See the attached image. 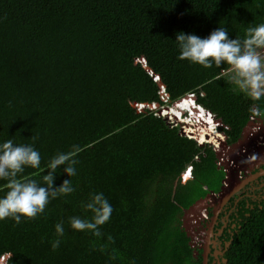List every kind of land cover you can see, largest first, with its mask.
Here are the masks:
<instances>
[{"label":"trees","instance_id":"16d2710c","mask_svg":"<svg viewBox=\"0 0 264 264\" xmlns=\"http://www.w3.org/2000/svg\"><path fill=\"white\" fill-rule=\"evenodd\" d=\"M261 23L264 0H0V144H32L41 156L40 168L26 166L18 178L44 186L49 161L79 149L75 175L63 166L54 173L55 187L69 179L74 192L50 197L35 218L0 220V264H201L182 215L221 189L214 146L196 144L137 106L163 105L160 86L170 99L192 93L221 120L227 142L236 141L255 109L264 119V97L242 93L224 74L226 63L205 68L180 59L176 35L206 38L225 27L230 39L243 40ZM179 101L165 113L178 117L181 107L205 125L190 133L222 139L211 113ZM6 184L0 179V198ZM96 193L113 208L100 237L69 221L91 220L85 204ZM253 204L240 202L224 264H264V205Z\"/></svg>","mask_w":264,"mask_h":264},{"label":"clouds","instance_id":"9594fccd","mask_svg":"<svg viewBox=\"0 0 264 264\" xmlns=\"http://www.w3.org/2000/svg\"><path fill=\"white\" fill-rule=\"evenodd\" d=\"M176 41L180 47V59H188L205 68H211L213 63L216 67L226 63L229 69L224 74L230 77L242 93L254 101L264 97V54L261 52L264 50V23L249 27L243 40L230 39L228 30L218 27L206 38L180 32L176 35ZM254 111L256 115L261 114L259 109ZM78 151L73 146L72 151L58 153L53 157L45 168L48 171L43 176L44 186H41L35 179L18 178L26 166L40 168L41 156L33 145L15 144L11 139L0 144V179L7 181L8 189L0 198V220L11 217L19 224L21 217L35 218L44 212L50 197L56 198L74 192L69 179H65L59 187H55L53 182L58 166H63L68 177L76 174L74 165L78 162L75 159ZM85 208L93 213L91 220L72 216L69 218L71 228L90 231L96 237L102 236L100 226L110 219L112 206L102 193H96L85 204ZM55 230L58 237H63V222L57 223ZM108 239L113 240L111 236ZM60 243V239L54 240L53 249H57Z\"/></svg>","mask_w":264,"mask_h":264},{"label":"flooded vegetation","instance_id":"af4514ba","mask_svg":"<svg viewBox=\"0 0 264 264\" xmlns=\"http://www.w3.org/2000/svg\"><path fill=\"white\" fill-rule=\"evenodd\" d=\"M240 139L241 136H239L236 141L228 143L226 137L224 142L225 144L232 147ZM231 155L233 156L232 158L234 160H239V166L243 169L241 172L240 180H243L248 175L264 169V139L263 143L259 142L254 146L248 145L246 150L239 157H237L233 151L231 152ZM234 196L235 199L232 200ZM242 201L245 202V205L247 207H250L252 209L254 208L253 203L264 205V175L258 176L257 178L250 180L248 183L243 185L221 208L213 224L211 231L212 233L209 237L208 264H224L221 260L224 257L227 247L229 246H226V242L231 240V236L235 232L238 223L241 220L239 209L241 208L240 202ZM244 214L248 213L245 212ZM211 217L212 207L209 206L207 209V213L199 222L200 225L193 228V236L190 237V244L194 249V254H202V248L205 244L202 229L206 227L207 223L211 221ZM217 251H221L223 252V254H216V256H214V253H216Z\"/></svg>","mask_w":264,"mask_h":264},{"label":"built area","instance_id":"2783aa9c","mask_svg":"<svg viewBox=\"0 0 264 264\" xmlns=\"http://www.w3.org/2000/svg\"><path fill=\"white\" fill-rule=\"evenodd\" d=\"M155 78H157V77H155ZM160 90L162 91V98L165 101L168 98V94L164 90V87L160 86ZM185 98L188 99L193 104H196V106L201 107V105L195 101L192 93H187L185 96H183L179 99H185ZM179 102L180 101H178L177 104ZM179 110H180L181 115L178 118H181V116H184V113H182V111H184V110L181 107ZM206 112L211 113L209 110H206ZM187 113H188V111H187ZM211 114L215 120V123L217 122L215 127L218 128V126L222 125V122H219V120L215 117V115L213 113H211ZM197 122H199V121H197ZM197 122H195V123L197 124ZM263 123H264V121L260 118V115H256L255 111H254L253 114L249 117V120L247 121L246 125L243 127V130L241 131V135H240L241 139L238 140L234 146L231 147V146L225 144L224 140H225L226 136H223V141L221 144L216 145V144L210 143V145L214 146L218 165L222 166V170L226 173L224 179L222 180V188H225V187L228 188L230 185L236 184V182L238 180H240L241 172L243 170L239 166L240 165L239 160L238 159L234 160L232 158L233 156L231 155V152L233 151L234 154L237 157H239L246 150L248 145L254 146V145H257L259 142L263 143V139H264ZM182 132L191 136V134H188L186 132L185 128L182 129ZM192 138H194L196 140V142H198V144H202V143L206 142V141H201L195 135H192ZM221 162L223 165H221ZM220 191H221V189H220ZM219 192L214 193V197H217ZM208 202H211V198L208 199ZM201 215H203L202 218L205 216V214H203V212H201ZM192 217L189 218L190 222H192ZM202 218H200V220Z\"/></svg>","mask_w":264,"mask_h":264},{"label":"water","instance_id":"95a60500","mask_svg":"<svg viewBox=\"0 0 264 264\" xmlns=\"http://www.w3.org/2000/svg\"><path fill=\"white\" fill-rule=\"evenodd\" d=\"M153 105V104H152ZM165 109H167V107L165 106ZM219 122H221L220 119H218ZM217 123V122H216ZM215 129L218 130V128L216 127ZM220 131V130H218ZM222 133L223 136H226L224 132L220 131ZM227 137V136H226ZM264 175V169H262L261 171L255 172L253 174L248 175L247 177H245L243 180H238L236 182V184H232L230 185L228 188H222L221 186V191L218 193L217 197H214V194H211V192H209L205 197L198 199L197 202H195L194 204H192L188 209H186L184 211V220H183V225L182 227L184 228L185 232L187 233V235L189 237H192V231L193 228L198 227L200 218H202L203 215H201V212H203V214L207 213V209L209 206L212 207V217H211V221L209 223H207V226L204 227L203 230V234H204V239H205V244L203 246V251H202V261L201 264H208V252H209V237L211 235V231H212V227L213 224L221 210V208L230 200V198L246 183H248L250 180H253L255 178H257L258 176ZM211 198V202H207L208 199ZM189 213L193 214L192 217V222H190V217H189ZM231 240L226 242V246H228L230 244ZM216 254H223V252L221 251H217L216 253H214V256H216ZM223 263H225L227 260L225 257L222 258L221 260ZM212 264V263H211Z\"/></svg>","mask_w":264,"mask_h":264},{"label":"rangeland","instance_id":"374dc122","mask_svg":"<svg viewBox=\"0 0 264 264\" xmlns=\"http://www.w3.org/2000/svg\"><path fill=\"white\" fill-rule=\"evenodd\" d=\"M261 52H262V54H264V50H261ZM153 79L156 80V81L158 80V78H155L154 76H153ZM158 93H159L160 99L163 100V98H162V91L160 89H159ZM179 100H180L179 98L170 99V97L168 95V98L165 101L163 100L164 103H163V105L161 104V106H158V105L156 106L153 103H152L153 104L152 105V104L144 103L143 102V103H139L138 104L137 109L139 111L149 110L153 114H155L156 116L162 117L165 120L166 125H168L170 128H176L177 129L179 135L184 136L186 138L193 139L196 142V140L194 138H192V135L190 136V135H187V134L183 133L182 132V129L185 128V130L189 132V129H195V125L199 124L200 122H197V124H196V123H194L193 120H190V119H188V121L187 120H184L186 118V116L188 115V113L186 111H182V113H184V116L182 118H178L179 116L178 117L173 116V114H170V113H165L166 112L165 111V106L167 107L168 110H170L171 107L177 106V102ZM260 118L264 121V119L262 117H260ZM222 140H223V138L220 141H222ZM220 141H217L215 144H218ZM210 143L211 142H209V141H206V142H204L202 144H198V142H196V144H198V145H203V144L210 145ZM193 159L194 160H198V154H195L193 156ZM221 165H223L222 162H221ZM216 167H217V169L222 170V166L218 165L217 159H216ZM225 174L226 173L224 172V177H225ZM224 177L222 178V180L224 179ZM214 193H216V192L215 191H211V194H214ZM207 202H208V200H207ZM188 215H189L190 218L193 216L192 213H189ZM183 216H184V214L182 215V222L184 220V217Z\"/></svg>","mask_w":264,"mask_h":264},{"label":"bare ground","instance_id":"6f19581e","mask_svg":"<svg viewBox=\"0 0 264 264\" xmlns=\"http://www.w3.org/2000/svg\"><path fill=\"white\" fill-rule=\"evenodd\" d=\"M187 119H190V120H193L194 121V123L195 122H197V121H199L200 123H201V120H197V119H191L190 117H186ZM201 126H205V125H203V123H201L200 124ZM206 127H208V126H206ZM211 128V127H210ZM212 129H214V128H212ZM216 130V129H215ZM188 134H191V135H193V133H189L188 131H186ZM223 138V137H222ZM223 141V140H222ZM222 142L220 141L218 144H221ZM218 144H216V145H218Z\"/></svg>","mask_w":264,"mask_h":264},{"label":"snow or ice","instance_id":"6c2138e0","mask_svg":"<svg viewBox=\"0 0 264 264\" xmlns=\"http://www.w3.org/2000/svg\"><path fill=\"white\" fill-rule=\"evenodd\" d=\"M191 170H189V172H190Z\"/></svg>","mask_w":264,"mask_h":264}]
</instances>
